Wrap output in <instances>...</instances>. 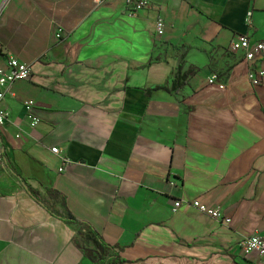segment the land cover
<instances>
[{
    "label": "crops",
    "instance_id": "obj_1",
    "mask_svg": "<svg viewBox=\"0 0 264 264\" xmlns=\"http://www.w3.org/2000/svg\"><path fill=\"white\" fill-rule=\"evenodd\" d=\"M145 1L130 14L125 0H0V50L31 68L3 101L0 264H91L86 232L24 185L91 226L122 264L254 259L240 242L264 233V77L253 86L248 75L264 70V54L247 62L230 44L264 41V0ZM181 54L196 73L180 98L147 95ZM194 200L229 225L173 210Z\"/></svg>",
    "mask_w": 264,
    "mask_h": 264
},
{
    "label": "built area",
    "instance_id": "obj_2",
    "mask_svg": "<svg viewBox=\"0 0 264 264\" xmlns=\"http://www.w3.org/2000/svg\"><path fill=\"white\" fill-rule=\"evenodd\" d=\"M8 0H1V8L7 3ZM125 4L130 7V14L133 11L141 10L145 7V0H125ZM0 8V10H1ZM245 25L247 28H251V12H247L245 18ZM164 31V23L161 19H157L155 22V32L157 36H161ZM60 31H58L57 38H60ZM230 50L232 52L242 51L244 58L247 62H252L256 58L264 54V41H259L251 44L247 35H239L232 40L230 44ZM31 77V68L23 63H20L16 58L8 56L5 57L4 53L0 50V128H2L8 118V112L3 107V101L6 90L15 82L28 81ZM264 77V70H259L255 73H249L248 78L253 86H258ZM209 85H217L219 89H224V85L216 83V77L211 76L208 80ZM35 106L34 102H26L24 108L27 112L26 117L30 120L33 126L39 124V119L30 113V110ZM51 153L58 155L62 159V166L68 163V160L62 158L59 151L56 148L50 149ZM3 161L1 147H0V164ZM181 207L192 208L197 212L219 222H223L225 225H229L230 220L223 217L219 208H211L201 204L199 201H176L173 205V210L176 211ZM240 246L243 253L246 256H253L250 264H264V233L254 234L248 238H245L240 242Z\"/></svg>",
    "mask_w": 264,
    "mask_h": 264
},
{
    "label": "trees",
    "instance_id": "obj_3",
    "mask_svg": "<svg viewBox=\"0 0 264 264\" xmlns=\"http://www.w3.org/2000/svg\"><path fill=\"white\" fill-rule=\"evenodd\" d=\"M157 61V58L153 59L149 62V64ZM195 73L196 70L185 65V55L181 54L178 57L177 65L171 71L168 80L162 85L148 88L146 93L147 95H150L153 92L161 91L178 99L180 98L181 91L188 85L189 79L192 78ZM24 187L29 196H31V198H33L37 203L41 204L53 217L60 219L67 225L78 227L86 232V234L79 236V248L91 264H122L116 250L105 244L101 240L98 233L91 226L72 218L69 214L66 216H60L59 214L53 212L40 201L37 192L25 185Z\"/></svg>",
    "mask_w": 264,
    "mask_h": 264
}]
</instances>
